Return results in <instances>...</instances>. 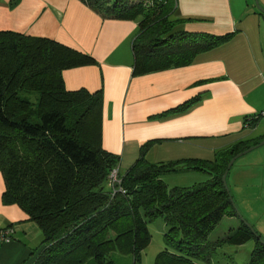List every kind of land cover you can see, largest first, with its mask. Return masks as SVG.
Listing matches in <instances>:
<instances>
[{
  "label": "trees",
  "instance_id": "1",
  "mask_svg": "<svg viewBox=\"0 0 264 264\" xmlns=\"http://www.w3.org/2000/svg\"><path fill=\"white\" fill-rule=\"evenodd\" d=\"M80 1L102 19L139 16L132 43L134 76L187 66L199 52L232 37L173 33L181 23L171 19L175 0ZM95 64L58 42L0 32L1 203L18 207L40 231L42 240L29 264H115L113 253L137 260L148 243L146 223L158 217L167 226L164 239L172 251L160 252L154 264L209 262L220 244L241 245L252 238L250 264H264V243L243 223L209 241L224 217L237 215L221 178L230 160L249 148L247 142L218 151L212 162L154 164L145 159L149 142L120 173L119 157L101 148V91H67L62 80L65 70ZM192 104L170 112H183ZM259 120L244 123L253 128ZM114 170L118 182L112 184ZM187 171L205 172L210 179L171 189L162 180L167 173ZM7 229L12 227L2 230Z\"/></svg>",
  "mask_w": 264,
  "mask_h": 264
},
{
  "label": "crops",
  "instance_id": "2",
  "mask_svg": "<svg viewBox=\"0 0 264 264\" xmlns=\"http://www.w3.org/2000/svg\"><path fill=\"white\" fill-rule=\"evenodd\" d=\"M171 17L181 22L173 33L232 37L187 66L134 76L139 16L102 19L80 0H0V32L49 39L96 61L63 71L62 80L67 91H101V148L124 167L149 142L145 159L154 164L214 159L255 139L244 123L264 110V15L254 0H175ZM189 101L188 110L170 112ZM3 191L0 173V229L13 230L0 243V264H29L40 231L18 207L2 205Z\"/></svg>",
  "mask_w": 264,
  "mask_h": 264
},
{
  "label": "rangeland",
  "instance_id": "3",
  "mask_svg": "<svg viewBox=\"0 0 264 264\" xmlns=\"http://www.w3.org/2000/svg\"><path fill=\"white\" fill-rule=\"evenodd\" d=\"M248 128L252 133L251 136L255 139L246 141V146L250 148L264 141L257 137L260 130H264V118H261L253 128ZM205 160L212 162L214 159H203L201 161ZM124 161L126 162V160ZM130 166L126 165L124 167L119 162L117 170L123 173ZM209 179L210 176L201 171L167 173L162 177L168 189L194 187L207 183ZM225 182L237 215L231 218L224 217L209 235V241L216 242L224 238L230 230L237 229L243 223L250 231L255 233L256 240L264 243V145L258 146L237 158L231 166ZM146 229L148 243L140 251L137 260L131 254L122 255L113 253L111 259L115 264H154L156 256L160 252L172 251L171 247L165 243L164 235L168 229L161 217L148 221ZM37 231L39 230L37 229ZM36 240H38L37 245H34L33 250L40 244L42 236ZM254 240L252 238L241 245L220 244L210 254L209 262L197 259L194 260V264H250L255 247Z\"/></svg>",
  "mask_w": 264,
  "mask_h": 264
},
{
  "label": "water",
  "instance_id": "4",
  "mask_svg": "<svg viewBox=\"0 0 264 264\" xmlns=\"http://www.w3.org/2000/svg\"><path fill=\"white\" fill-rule=\"evenodd\" d=\"M255 4H256L258 10L260 11V13H261L262 15H264V10H262V9H260V8L258 7V4H257L256 1H255ZM261 145H264V141H262L261 143H258L257 145H255V146H253V147H250V148H248L247 150H245V151H243V152H241V153L235 155V156L230 160V162L228 163L227 168H226V170H225V172H224V174H223V176H222V178H221V181H222V184H223V186H224V189H225V191L227 192L228 195H229V192H228V190H227L225 180H226V176H227V174H228V172H229L231 166L233 165V163L235 162V160H236L237 158H239L240 156H242V155L248 153L249 151H252L253 149H255V148H257L258 146H261ZM229 200L231 201V197H230V195H229ZM231 203H232V202H231ZM232 205H233V204H232ZM251 233H252L253 236L257 239L255 233H254L253 231H251Z\"/></svg>",
  "mask_w": 264,
  "mask_h": 264
},
{
  "label": "built area",
  "instance_id": "5",
  "mask_svg": "<svg viewBox=\"0 0 264 264\" xmlns=\"http://www.w3.org/2000/svg\"><path fill=\"white\" fill-rule=\"evenodd\" d=\"M256 119V118H264V110H262L261 112L253 115L252 117H249L246 119V121H250L252 119ZM247 126V124H246ZM110 179L112 180V184L115 182L117 183V171L114 170L112 173H111V176H110ZM13 234V231L11 229H7V230H2L0 231V243H4V242H9L12 240L11 236Z\"/></svg>",
  "mask_w": 264,
  "mask_h": 264
}]
</instances>
